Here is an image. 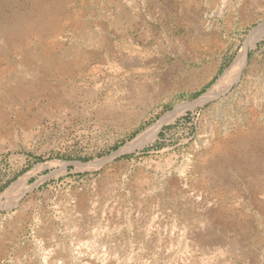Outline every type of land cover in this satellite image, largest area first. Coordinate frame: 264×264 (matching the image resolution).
Returning <instances> with one entry per match:
<instances>
[{
	"label": "rangeland",
	"instance_id": "1",
	"mask_svg": "<svg viewBox=\"0 0 264 264\" xmlns=\"http://www.w3.org/2000/svg\"><path fill=\"white\" fill-rule=\"evenodd\" d=\"M263 29L264 0H0V264H264V37L224 79Z\"/></svg>",
	"mask_w": 264,
	"mask_h": 264
},
{
	"label": "bare ground",
	"instance_id": "2",
	"mask_svg": "<svg viewBox=\"0 0 264 264\" xmlns=\"http://www.w3.org/2000/svg\"><path fill=\"white\" fill-rule=\"evenodd\" d=\"M263 37H264V29L261 32H259L252 39V41L242 49V51L239 53L237 59L235 60V62L231 66V68L226 72L224 79L225 78H229V77H233V78H238L239 77V74H240V71H241V65H242V62H243V59H244L245 55L247 54L249 49L251 47H253L255 45V43L258 40L262 39ZM178 115H179L178 112H174L172 114H169L168 116H166L161 121V123H163L165 121H168V120H174L175 118H177ZM157 129H158V124L156 126H153V128L149 129L147 132L145 131V133H143L141 136H139V138L135 141L134 145H137V146L145 145L148 141H150V139H152L155 136V134L157 132ZM150 132H152V134ZM130 150H132V149L130 148Z\"/></svg>",
	"mask_w": 264,
	"mask_h": 264
}]
</instances>
